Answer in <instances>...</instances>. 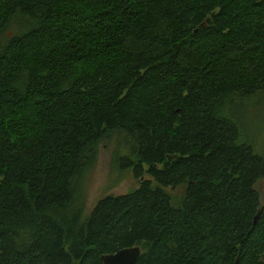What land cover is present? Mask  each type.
<instances>
[{"label":"trees","instance_id":"obj_1","mask_svg":"<svg viewBox=\"0 0 264 264\" xmlns=\"http://www.w3.org/2000/svg\"><path fill=\"white\" fill-rule=\"evenodd\" d=\"M262 94L264 0H0V264H264ZM114 133L139 186L85 216Z\"/></svg>","mask_w":264,"mask_h":264},{"label":"rangeland","instance_id":"obj_2","mask_svg":"<svg viewBox=\"0 0 264 264\" xmlns=\"http://www.w3.org/2000/svg\"><path fill=\"white\" fill-rule=\"evenodd\" d=\"M16 24L5 31L4 37L16 34ZM237 119L242 140L247 141L253 152L264 157V94L237 103L230 108ZM128 146L124 147V135L114 133L98 145L95 165L79 178L78 189L84 203V215H88L96 202L108 195H122L135 190L139 180L134 178L121 157L129 156ZM255 189L260 204H264V177L257 180Z\"/></svg>","mask_w":264,"mask_h":264},{"label":"water","instance_id":"obj_3","mask_svg":"<svg viewBox=\"0 0 264 264\" xmlns=\"http://www.w3.org/2000/svg\"><path fill=\"white\" fill-rule=\"evenodd\" d=\"M141 256V249L138 246L120 249L119 251L103 255L102 264H137Z\"/></svg>","mask_w":264,"mask_h":264}]
</instances>
